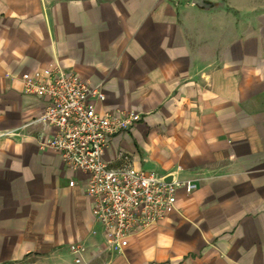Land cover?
Listing matches in <instances>:
<instances>
[{
	"label": "crops",
	"instance_id": "0c3cea01",
	"mask_svg": "<svg viewBox=\"0 0 264 264\" xmlns=\"http://www.w3.org/2000/svg\"><path fill=\"white\" fill-rule=\"evenodd\" d=\"M195 2L0 0V264L75 260L71 245L102 264H264V0ZM55 64L99 88V114H140L110 142L112 168L198 186L114 250L85 174L40 147L45 103L22 91Z\"/></svg>",
	"mask_w": 264,
	"mask_h": 264
},
{
	"label": "built area",
	"instance_id": "2783aa9c",
	"mask_svg": "<svg viewBox=\"0 0 264 264\" xmlns=\"http://www.w3.org/2000/svg\"><path fill=\"white\" fill-rule=\"evenodd\" d=\"M24 94L42 100L41 120L53 128L40 147L62 158L64 165L85 174V192L92 200V215L105 233V250L119 248L122 239L163 220L175 208L176 192L197 189L194 181H166L154 172L131 164L112 168L105 152L113 137L140 119L134 111L114 110L99 114L92 98L104 101L97 86L80 74L55 64L25 72ZM76 262L84 249L71 245Z\"/></svg>",
	"mask_w": 264,
	"mask_h": 264
},
{
	"label": "rangeland",
	"instance_id": "374dc122",
	"mask_svg": "<svg viewBox=\"0 0 264 264\" xmlns=\"http://www.w3.org/2000/svg\"><path fill=\"white\" fill-rule=\"evenodd\" d=\"M102 250V249H101ZM101 254L105 251H99ZM8 264H102V258L100 255L95 256L92 259H86L85 255L81 257V263H77L76 259H68V255L65 253L59 254L55 257H39L32 256L21 261L11 262Z\"/></svg>",
	"mask_w": 264,
	"mask_h": 264
},
{
	"label": "water",
	"instance_id": "95a60500",
	"mask_svg": "<svg viewBox=\"0 0 264 264\" xmlns=\"http://www.w3.org/2000/svg\"><path fill=\"white\" fill-rule=\"evenodd\" d=\"M199 1H201V0H196V4H199L200 2ZM166 181H168V182H170L171 181V178H169V179H166Z\"/></svg>",
	"mask_w": 264,
	"mask_h": 264
}]
</instances>
